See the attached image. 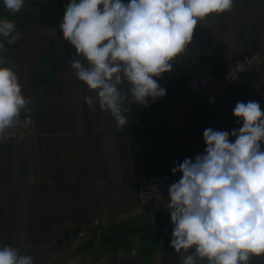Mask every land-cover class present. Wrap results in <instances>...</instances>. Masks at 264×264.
<instances>
[{
	"label": "crops",
	"instance_id": "crops-1",
	"mask_svg": "<svg viewBox=\"0 0 264 264\" xmlns=\"http://www.w3.org/2000/svg\"><path fill=\"white\" fill-rule=\"evenodd\" d=\"M69 2L25 0L13 15L0 0V18L21 34L4 55L30 101L20 118L33 124L30 134L0 143V246L19 248L34 264H179L167 203L142 209L139 183L163 172L177 182L182 173L172 168L204 152L206 128L242 127L237 102L254 100L264 111V61L210 100L230 64L264 53V0H234L231 11L200 22L172 70L154 77L166 95L147 107L129 104L122 130L84 101L94 93L70 67L78 57L60 29Z\"/></svg>",
	"mask_w": 264,
	"mask_h": 264
},
{
	"label": "clouds",
	"instance_id": "clouds-1",
	"mask_svg": "<svg viewBox=\"0 0 264 264\" xmlns=\"http://www.w3.org/2000/svg\"><path fill=\"white\" fill-rule=\"evenodd\" d=\"M10 14L25 0H3ZM234 0H70L60 29L74 46L70 67L94 93L84 97L109 112L117 130L128 124L132 102L147 107L166 95L156 78L172 70L197 25L211 14L232 10ZM0 139L20 122L30 103L17 72L7 66V45L21 34L16 22L0 18ZM233 115L242 127L231 132L209 127L206 147L177 162L181 178L168 188L173 224L170 246L179 264H251L264 257V111L257 101L237 102ZM235 137L230 141L229 137ZM30 248V243H24ZM191 250V251H190ZM0 264H34L11 245L0 246Z\"/></svg>",
	"mask_w": 264,
	"mask_h": 264
},
{
	"label": "built area",
	"instance_id": "built-area-1",
	"mask_svg": "<svg viewBox=\"0 0 264 264\" xmlns=\"http://www.w3.org/2000/svg\"><path fill=\"white\" fill-rule=\"evenodd\" d=\"M263 61L264 53L256 51L237 58L229 65L223 76L217 80L215 96L210 100L215 101L223 96L242 75L261 65ZM32 127L30 118H20V122L15 127L7 130L6 138L0 139V143L21 139L31 133ZM172 181V176L168 172L141 180L138 195L140 207L150 213L158 211L170 199L168 188Z\"/></svg>",
	"mask_w": 264,
	"mask_h": 264
},
{
	"label": "water",
	"instance_id": "water-1",
	"mask_svg": "<svg viewBox=\"0 0 264 264\" xmlns=\"http://www.w3.org/2000/svg\"><path fill=\"white\" fill-rule=\"evenodd\" d=\"M191 75L198 76V77H202V76H205L206 75V72L200 71V70H197V69H193V72H192ZM151 216H153V215H151Z\"/></svg>",
	"mask_w": 264,
	"mask_h": 264
}]
</instances>
